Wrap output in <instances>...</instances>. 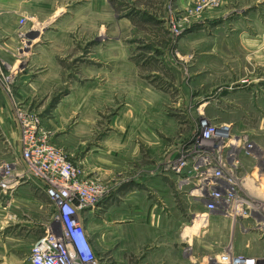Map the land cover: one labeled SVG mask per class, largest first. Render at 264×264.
<instances>
[{"label":"rangeland","instance_id":"rangeland-1","mask_svg":"<svg viewBox=\"0 0 264 264\" xmlns=\"http://www.w3.org/2000/svg\"><path fill=\"white\" fill-rule=\"evenodd\" d=\"M107 1L102 8L97 0H54L47 8L31 7L30 15L20 20L29 33H20L19 51H47L62 70L61 81L47 82L44 94L35 93L33 102L0 105L10 110L13 127L8 135L0 127V190L8 189V196L12 192L14 212L11 237L0 242V254L6 243L10 257L6 262L0 257V264H29L47 227L65 235L59 206L48 194L55 177L43 161H53L50 154L65 158L90 198L111 206L106 214V208L97 210L100 204L89 205L97 222L89 223L88 231V206L77 197L73 201L75 207L85 206L75 218L84 232L89 264H207L225 252L264 259V187L251 178L257 172L264 181V149L257 136L247 134L261 120H246L214 97L237 81L231 80L230 67L222 66L219 54L199 51L192 40L182 44L205 13L219 12L234 0H186L184 7L176 6V0ZM174 28L183 29L180 37ZM16 73L0 61V92L16 93ZM123 74L126 81L119 78ZM70 75L78 81H70ZM78 83L88 85L87 93L83 87L75 89ZM67 89L81 95L80 100L89 94L82 98L86 102L58 103ZM208 100L212 104L204 106ZM202 117L217 126L232 125L234 137L250 135L255 146L256 158L239 146L233 153L220 148L206 153L240 185L238 196L248 202L242 216H227L226 205L205 216L204 199L196 196L202 184L192 169ZM30 128L36 130L32 152L26 135ZM133 133L140 153L125 157L119 137ZM89 147L96 148L94 159L78 161ZM182 161L186 165L180 168ZM134 191L139 194L130 196ZM122 200L128 205L125 217L116 209ZM134 228L140 231L138 249L132 247Z\"/></svg>","mask_w":264,"mask_h":264},{"label":"crops","instance_id":"crops-1","mask_svg":"<svg viewBox=\"0 0 264 264\" xmlns=\"http://www.w3.org/2000/svg\"><path fill=\"white\" fill-rule=\"evenodd\" d=\"M51 1L53 2L54 0H0V61L6 63L8 71L17 72L16 80L19 84L16 86L18 88L14 95H8L7 92H0L1 106L10 105L15 102V100L16 102L23 103L33 102L32 97L36 95L35 93L44 94L43 89L47 82L52 79L54 82L61 81V62L55 63L54 61L57 60L53 59L54 57H51L47 51H32L27 53V51H19L21 48L19 49L18 46L20 33L22 31L25 32L24 34L29 33L26 32L29 30L27 24L25 26L20 25L21 18L30 15L31 7L47 8ZM97 2H101L102 8H105L108 4L107 0H97ZM176 2L178 4L176 6L184 7L186 0H176ZM68 3L72 5L70 4L71 2ZM204 16L205 19L193 26L183 37L182 44L185 47V42H188V45H190L191 40L195 41L200 47L199 51H213L212 54H215V56L219 54L222 60V66L230 67L231 74L229 77L231 80L235 79L237 81L231 82L223 87L226 91L222 93L221 90L215 93L214 97L220 98V100L222 99L221 101H223L224 105H227V108L246 120H261L260 127L251 129V133L247 134L257 136L263 143V146H258H262L261 149H264V138H262L264 137V0H234L230 4L228 3L221 11H210L207 14L205 13ZM27 35L29 36V34ZM24 53H27L25 58L21 57ZM209 54L210 53L207 52L205 56ZM26 69L27 73L24 72ZM46 70L53 72V75L44 74ZM34 71L38 74L30 75V73ZM119 78L126 81L125 74L119 76ZM69 80L78 81L72 75L69 76ZM77 87L85 88L86 93L87 88H89L87 84L83 83H78L76 85L75 89L79 90ZM69 91L70 90L67 89L59 95V99L57 100L58 103L62 104L69 102L81 104L86 102V100L82 99L84 95L86 97L89 95H82L80 100L77 97L78 94L76 95L73 89L71 90L72 92ZM78 96L81 97V95ZM210 104L212 103L208 100L204 106ZM6 108L7 107L0 108V127L4 133L8 135V132L12 133L13 127L9 121L12 119L10 110ZM221 108L222 107H220V110ZM124 128L125 125L123 130ZM135 134L136 133L130 134V137L128 136L127 139L123 138V140L119 137L118 146L124 145L123 154L125 157L127 156L126 153L130 156L133 151L135 157H138L140 153L137 148V141L134 139ZM250 135L248 137H250ZM131 136L133 137L131 138ZM127 146L130 148L133 146L134 149H126ZM95 149L96 148L89 147L86 153L78 158V161L85 160L88 162L90 159L93 160L95 157ZM118 149L120 152L119 155H122V150L120 148ZM261 165L264 167L263 162ZM137 183H140V181H137ZM7 190H0V242L2 240H8L9 237H11L8 228L12 226L14 212L10 207L12 206V201L10 202L12 192H10L8 196ZM2 192H4L5 196ZM134 194L139 193L134 191L130 196ZM18 199L25 200L26 198L21 196ZM105 202L104 200H102L101 203L99 202L100 207H98L97 210H102L104 212V208H106V214H109L111 206H108L107 203L104 204ZM107 202H109L110 205L112 203L110 200ZM136 204L137 202H134V206ZM90 208L84 211V224L88 231L89 223L94 224L97 222L95 219L96 212ZM127 208V203L125 200H122L120 204L118 203L116 208L117 213L125 217ZM131 209H128V211ZM103 212H101L102 215H104ZM99 213L100 211H97V215ZM133 231L135 240L132 247L138 249L141 244L140 235H138L140 231L136 228H134ZM2 247L3 251L0 257L6 262L5 260L10 257V254H8L9 249L6 243H4Z\"/></svg>","mask_w":264,"mask_h":264},{"label":"built area","instance_id":"built-area-1","mask_svg":"<svg viewBox=\"0 0 264 264\" xmlns=\"http://www.w3.org/2000/svg\"><path fill=\"white\" fill-rule=\"evenodd\" d=\"M213 4L217 3L214 1ZM203 5V7H205L208 5V3L205 1ZM174 30L177 33V36L180 37L183 29L174 28ZM201 121V128L198 132L199 135H197V142L199 144L198 153L194 156V159L197 162L192 169V176H195L197 181L202 184L201 189L195 190L197 191L196 196L199 195L198 197L204 200H206V197H209L208 200L213 201L215 204V206L204 204L206 209L209 211L207 214H205V216L211 215L214 211H218V209L220 210V208L222 209L223 205H226V212L224 211V213L227 216L232 218L235 216H242L245 213V209L248 208L246 206L248 205V202L244 198H240L238 196L240 185L232 177V174L229 173V175H227V173H225L220 167L214 165V163L209 160L208 156H206V153L209 151V148L213 150L219 148L230 149L229 152L231 153L233 151H238L239 147V151L243 150L246 146V143L248 142L247 139L249 138L247 136L242 138L241 136L234 137L232 125L221 124L220 126H217L210 120L205 119V117H202ZM196 134L197 131L195 132V135ZM34 135L35 133L33 132V136ZM236 142H238V144ZM248 144H250L249 147L253 146L251 141ZM47 151L48 153L51 152L50 149H47ZM243 151L249 155L247 150ZM50 155L54 157L53 161H43V165L49 167L50 171L55 177V180L52 181L54 189L50 188L48 194L53 199V201L57 202V205L59 206L58 210L63 223L62 230L64 231L65 235L60 236V234H55L50 227H47L44 236L38 239L33 246L28 258L29 263L89 264L91 263L90 261L92 259L89 257V254H87L88 251L85 244L84 232L75 216L77 212L80 211V209L85 207H83V205L88 206L87 208H89V205L91 208H95L100 202L99 198H90L89 189H86L85 191L82 189L83 186L79 184L77 180H75L76 176L73 173L72 168L69 167V165H67L65 162V158L63 156H55L53 154ZM182 162L180 168L186 165V162ZM63 164L66 165L63 166ZM66 169L69 170L68 175H66L67 178L64 176ZM16 184L17 183H14L13 185ZM5 185L7 186L5 189L8 188V183ZM61 187L65 190L61 191ZM9 189L12 188L10 187ZM77 193L78 196H76ZM75 197L82 200L83 205L81 204V206L75 207V204H73ZM89 198L91 203H89ZM102 200L103 199H101V201ZM228 206L231 209L228 208ZM207 264H264V259L245 255L235 256L233 253L225 252L212 259Z\"/></svg>","mask_w":264,"mask_h":264},{"label":"bare ground","instance_id":"bare-ground-1","mask_svg":"<svg viewBox=\"0 0 264 264\" xmlns=\"http://www.w3.org/2000/svg\"><path fill=\"white\" fill-rule=\"evenodd\" d=\"M35 125H37V124H35ZM33 132L35 133L36 132V130H35V128H30V132H28L26 135H28L29 136V138H27L28 140V146H30V147H32V148H29V151L30 152H32V149H33V147L36 145V141L34 140V136H33ZM237 137H239V136H237ZM247 139V138H246ZM248 140V139H247ZM237 144H238V142H236ZM248 143H250V141L248 140V142L246 143V146H245V148L243 149V150H247V152L249 153V155L251 156H253L254 158H256V155L254 154L255 153V146L253 145L252 147H249V145L250 144H248ZM233 153V152H232ZM66 164H63V166H65ZM68 172H69V170H67L66 169V172H65V175L64 176H66V175H68ZM207 175H209L208 173H206ZM205 175V174H204ZM65 178H67V176L65 177ZM252 178V180H254L255 182H257V183H262V186L264 187V181H263V177L262 176H258V174H257V172H254V174H253V176L251 177ZM261 178V179H260ZM248 191V190H247ZM204 201V204L206 205H213V206H215V204H214V202L213 201H210V200H203ZM203 203V202H202ZM214 212H216V211H214ZM92 261V260H91ZM90 261V262H91Z\"/></svg>","mask_w":264,"mask_h":264}]
</instances>
